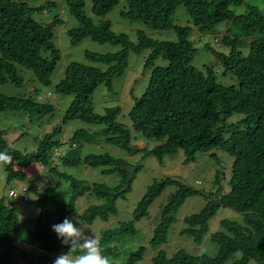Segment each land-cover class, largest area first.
<instances>
[{"label":"trees","instance_id":"1","mask_svg":"<svg viewBox=\"0 0 264 264\" xmlns=\"http://www.w3.org/2000/svg\"><path fill=\"white\" fill-rule=\"evenodd\" d=\"M66 2L70 15L78 24L67 32L72 45L89 38L96 43L120 47L119 51L107 54L86 51V60L105 65L106 70L71 62L64 70V78L54 88L59 95L74 96L62 123L80 120L103 127L91 134L76 131L71 138L73 142L90 141L89 137L95 139L101 136L105 142L131 151L130 129L116 122L120 109L107 108L103 115L96 114L92 109V95L100 85L111 89L112 79L120 77L127 67L129 52L149 50L145 69L150 68L157 58L168 64L150 71L145 91L129 112L132 131L158 143L149 153L159 162L164 156L182 151L185 163H189L196 153H208L214 149L233 158L229 190L222 194L217 190L213 194L215 199L209 200L199 213L185 217V227L180 234L190 236L195 244L200 245L209 230V220L220 207L241 215L242 222L227 219L220 222V231L211 235L218 248L213 257L193 256L184 250L167 257L159 250L150 259V264H226L236 253L241 256L232 264H264V15L250 4L246 5L243 13L235 14L231 6L242 4L243 0H126V10L120 13L123 19L140 21L153 30H173L177 37L174 42H164L137 32V41L132 43L126 35L112 32L110 23L103 20L117 0H92L91 14L101 18L98 24L85 14L83 0ZM53 5V2H48L45 6L31 8L25 0H0V84L9 82L20 87L23 79L18 76V67H21L30 70L40 85H50V78L60 60L59 51L52 42L51 30L61 20L55 16L50 24L44 25L32 15ZM179 5L184 6L191 25L201 34L215 32L224 22L230 24L220 40L228 52H216L208 45L205 49L216 57L225 75L236 78L237 86L219 83L212 67L199 70L191 65L195 52L190 40L192 27L172 23V16ZM241 49H248L247 54L243 55ZM53 109L51 104L36 102L30 97L0 95V112L52 114ZM234 114H241L243 118L227 125V119ZM225 130L227 137L223 135ZM51 136L46 135L36 151L22 153L14 149L0 131V151L6 150L13 157L12 163L5 168L7 181H25V174L15 167L29 164L45 167L50 164V152L60 145L59 141H51ZM62 159L72 165L103 167V173L107 175L118 172L120 183L108 188L60 174L71 182L73 191L69 201L56 212H51L46 207V201L52 190L47 189L38 202L28 203L36 205L39 213L34 226L23 237L16 234V207L0 199V264H14L13 259L21 264H53V256L66 253L68 246L62 245L51 226L61 223L66 217L70 219L76 202L86 194L94 196L101 204L89 205L82 212L79 216L82 224L92 225L96 220L106 223L110 217L117 215V196L113 198L111 193L119 192L126 183L127 174L121 169L128 166L125 161L108 154L88 155L72 161L65 160V157ZM50 170L56 171V168ZM218 178L216 174L215 179ZM28 184L30 190L36 193L35 186ZM167 186H176L177 190L161 207L149 246L158 248L166 243L178 209L188 198L201 195L199 191L171 178L154 180L147 187L129 222L100 232L103 255L108 256L114 249L113 243L120 237L134 234V223L148 215L149 207ZM20 243L31 245L33 250L24 249ZM144 252L145 248L139 247L128 252L124 261H111L112 264H136Z\"/></svg>","mask_w":264,"mask_h":264},{"label":"rangeland","instance_id":"2","mask_svg":"<svg viewBox=\"0 0 264 264\" xmlns=\"http://www.w3.org/2000/svg\"><path fill=\"white\" fill-rule=\"evenodd\" d=\"M25 1L31 8L45 6L48 2L54 3L52 7H45L41 13L33 14L32 17L44 25L50 24L55 16L60 18L61 21L54 25L51 30L52 42L59 51L60 60L50 78L49 86L40 85L30 70L18 67V76L23 79L22 85L17 87L9 82L0 84V95L13 98L30 97L36 102L51 104L54 109L52 114L29 115L21 111L0 112V131L3 132L5 139L9 141V144L14 149L22 153H31L38 149L39 142L46 135H52L51 141H59L60 145L57 149L65 155V160L67 161L82 159L88 155L108 154L114 158L124 160L128 166L138 170L132 178L129 189L123 194L117 195L115 201L117 215L110 217L108 222L104 223L96 220L92 225L82 224L79 220L82 212L89 205L101 204V201L94 196H88L86 194L76 202L70 219L74 223L76 222L78 224L77 226L80 225L84 228L86 235L92 234L100 238V232L103 230L118 228L120 223L129 222L133 210L144 196L147 187L154 180L171 178L179 184L201 193V195L188 198L178 209L175 216L176 220L168 231L166 243L158 248L151 247L149 246V240L152 237L161 207L166 204L169 197L177 190L176 186H167L149 207L148 215L134 223V234L124 235L113 243L114 249L108 254L111 260L122 262L125 260L128 252L135 251L139 247H144L145 252L142 259L136 264H150V259L159 250L165 252L167 257H171L178 250H184L193 256H215L218 248L211 240V235L220 231V222L224 219L241 223V215L228 208L220 207L214 217L209 220V230L200 245L195 244L190 236L181 235L180 231L185 227L183 219L189 215L199 213L209 200L215 199L213 194L217 190L221 194L229 190L228 182L233 158L221 150L214 149L208 153H196L194 160L189 163H185V156L182 151H178L173 156H164L162 161L159 162L154 155L149 153L158 143L142 138L131 129L129 112L145 91L148 85L150 71L154 67H166L168 64L167 61L162 58H157L150 68L145 69V59L150 51L142 50L138 53L129 52L127 67L120 77L112 79L111 89L100 85L93 92L92 109L94 113L103 115L107 108L118 107L120 109V113L116 117V122L130 129L132 140L129 149L131 151H126L117 145L109 144L101 136H97L95 139L89 137L90 141L79 140L73 142L71 138L76 131L83 130L91 134L100 131L103 127L84 123L80 120L62 123L63 115L73 101L74 96L59 95L55 93L54 88L64 78V70L71 62L96 67L102 71L106 70L107 67L105 65L86 60L84 55L86 51L107 54L119 51L120 47L107 43H96L89 38L83 39L77 45H72L67 32L70 29L78 27V24L70 15L66 0ZM83 1L85 14L91 17L95 24H98L101 18L91 14L92 0ZM126 3V0H117V4L103 18V20L110 23L112 32L126 35L132 43H136L137 41V32H142L146 37L156 41H176L177 37L173 30H153L147 28L140 21L123 19L120 13L126 10ZM247 4L256 6L264 15V0H243L242 4L233 5L231 9L235 14H241L244 12ZM172 23L176 26L192 27L190 40L195 48L191 62L193 67L199 70H203L206 66L212 67L219 83L224 86H237L238 82L236 78L231 75H225L216 57L205 49V45H208L216 52H228V49L226 47L224 48L220 43L221 38L226 34V30L230 26L228 22L220 24L213 33L201 34L191 25L190 17L184 6L179 5L176 7L172 16ZM247 52L248 49L245 51L242 50L243 55H246ZM242 118L243 115L234 114L227 119L226 124H235ZM13 133L19 134L20 137L18 140H10ZM223 135L227 137L228 132L225 130ZM51 168H56V171H51ZM103 170V167H88L83 164L72 165L60 159L57 166L49 164L45 167L42 166L41 169H33V172L28 176L31 179L28 180V183H32L35 186L37 193L35 194L39 198L43 197L47 189L52 190V194L46 201V207L54 213L69 201L73 191L71 182L60 177V174H65L86 184L103 185L108 188L119 185L121 178L118 172L107 175L103 173ZM39 171L41 172L39 173ZM216 174L219 177L217 180L215 179ZM24 183L26 182L16 179L7 181L5 168L0 170V199H4L16 207V234H19V236L22 235V237L27 230L34 226L39 209L36 205L22 204L18 200L9 198L7 195L10 189H18ZM30 246L23 247L31 251L33 247L30 248ZM57 256H53V261ZM240 256V253H236L226 264H232ZM13 261L14 264H21L16 259H13ZM249 264L254 263L250 262Z\"/></svg>","mask_w":264,"mask_h":264},{"label":"clouds","instance_id":"3","mask_svg":"<svg viewBox=\"0 0 264 264\" xmlns=\"http://www.w3.org/2000/svg\"><path fill=\"white\" fill-rule=\"evenodd\" d=\"M13 161L8 152L0 151V170L6 168ZM28 184V183H27ZM65 218L61 223L51 226L62 245L68 246V251L58 255L53 264H112L107 255H103L100 239L92 234L86 235L85 229Z\"/></svg>","mask_w":264,"mask_h":264},{"label":"built area","instance_id":"4","mask_svg":"<svg viewBox=\"0 0 264 264\" xmlns=\"http://www.w3.org/2000/svg\"><path fill=\"white\" fill-rule=\"evenodd\" d=\"M64 157L65 155L62 154L57 149V147L53 148L49 154V163L57 166L59 160ZM7 196L11 199L20 201L22 204H28L30 202H38L40 200V198L30 190V186L27 183L21 184L18 189H10L8 191Z\"/></svg>","mask_w":264,"mask_h":264},{"label":"crops","instance_id":"5","mask_svg":"<svg viewBox=\"0 0 264 264\" xmlns=\"http://www.w3.org/2000/svg\"><path fill=\"white\" fill-rule=\"evenodd\" d=\"M13 139H15V140H18V133H13V135L10 137V140H13ZM39 169H41V167H40V165L39 164H29V165H26V166H24V167H15V169L17 170H20V171H22L24 174H25V182L26 183H28V180H31V179H29L28 178V176L33 172L32 170L34 169V170H37L38 168ZM41 171H39V173H40ZM33 178V177H32ZM24 221V220H23ZM20 246L21 247H23V246H29V245H27L26 243H20ZM32 246H30V248H31ZM24 248V247H23ZM24 249H26V250H29V249H27V248H24Z\"/></svg>","mask_w":264,"mask_h":264},{"label":"water","instance_id":"6","mask_svg":"<svg viewBox=\"0 0 264 264\" xmlns=\"http://www.w3.org/2000/svg\"><path fill=\"white\" fill-rule=\"evenodd\" d=\"M121 169H122L123 172H125L127 174L126 183H125V185H124L122 190L112 194L113 198L116 197L118 194H121L122 192H124L128 188L129 183H130L131 179L133 178V176L135 174V169L132 168L131 166H124Z\"/></svg>","mask_w":264,"mask_h":264}]
</instances>
